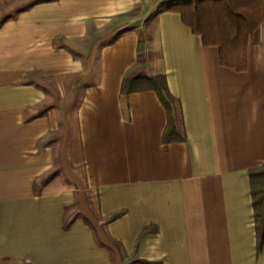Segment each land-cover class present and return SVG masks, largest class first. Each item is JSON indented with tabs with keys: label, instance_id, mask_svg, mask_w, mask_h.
I'll list each match as a JSON object with an SVG mask.
<instances>
[{
	"label": "crops",
	"instance_id": "0c3cea01",
	"mask_svg": "<svg viewBox=\"0 0 264 264\" xmlns=\"http://www.w3.org/2000/svg\"><path fill=\"white\" fill-rule=\"evenodd\" d=\"M170 1L33 0L0 23V264H264V24L238 72L180 14L149 20ZM138 74L165 76L184 140L156 92L122 95Z\"/></svg>",
	"mask_w": 264,
	"mask_h": 264
},
{
	"label": "trees",
	"instance_id": "16d2710c",
	"mask_svg": "<svg viewBox=\"0 0 264 264\" xmlns=\"http://www.w3.org/2000/svg\"><path fill=\"white\" fill-rule=\"evenodd\" d=\"M165 12L180 14L185 25L195 35L201 36L204 46L217 47L222 66L238 72L247 70L250 40L256 37L259 27L264 24V0H173L161 5L149 20ZM142 91L156 92L167 111L165 142L184 140L178 128L175 99L168 90L165 76L138 74L125 78L123 96ZM250 179L257 247L260 250L264 245V164L250 172ZM85 222L91 225L87 220ZM68 228L69 224H65V229ZM99 243L106 247L102 242Z\"/></svg>",
	"mask_w": 264,
	"mask_h": 264
},
{
	"label": "rangeland",
	"instance_id": "374dc122",
	"mask_svg": "<svg viewBox=\"0 0 264 264\" xmlns=\"http://www.w3.org/2000/svg\"><path fill=\"white\" fill-rule=\"evenodd\" d=\"M36 1L44 2V1H52V0H36ZM31 2H33V0H15L11 3H4V5H2L0 7V23L3 20H6L8 18H12V17L16 16L18 14L17 12L26 9ZM1 10L3 12H1ZM148 58L149 57H141L142 63L139 64L137 71H139L141 73L142 72L143 73H146V72L151 73L149 65H147L146 63L143 64V61H142V59H144L146 61ZM78 211L79 210L76 207H70L69 210L67 211V215L70 218V217L74 216L75 214H77Z\"/></svg>",
	"mask_w": 264,
	"mask_h": 264
}]
</instances>
